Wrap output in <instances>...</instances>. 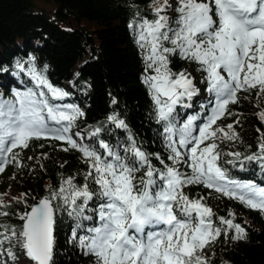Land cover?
Masks as SVG:
<instances>
[{"label":"snow or ice","instance_id":"1","mask_svg":"<svg viewBox=\"0 0 264 264\" xmlns=\"http://www.w3.org/2000/svg\"><path fill=\"white\" fill-rule=\"evenodd\" d=\"M149 11L151 19L137 13L128 27L142 53V83L167 162L160 153L142 150L130 131L127 142L115 146L100 138L101 127L86 135L74 131L85 113L77 105L57 103L70 93L50 82L47 65L38 68L31 55L17 62L32 86L13 88L9 96L0 93V174L8 165L23 168L22 152L39 140L75 151L85 170L61 176L59 186L34 204L27 203L26 194L16 199L25 210L16 213L19 227L0 222V264H20L21 255L29 264H53L56 217L65 212L75 221L70 242L93 256L94 264H211L206 253L219 238H247L233 213L216 217L206 203L213 194L264 215V186L232 178L224 167L243 170L244 162L256 163L264 173V132L257 129L255 152H224L222 143L239 140L234 125L240 121L218 124L233 116L230 105L238 102L239 92L264 98V0H151ZM173 56L195 63L206 85L201 111L183 120L177 109L190 108L200 90L190 73L171 69ZM106 119L128 130L119 114ZM258 119L264 123V109ZM195 185L208 196L190 197L185 190ZM8 207L0 201V218L10 215L2 210Z\"/></svg>","mask_w":264,"mask_h":264},{"label":"trees","instance_id":"2","mask_svg":"<svg viewBox=\"0 0 264 264\" xmlns=\"http://www.w3.org/2000/svg\"><path fill=\"white\" fill-rule=\"evenodd\" d=\"M38 1L0 0V93L9 96L13 88L32 86L29 77L15 65L34 56L38 68L47 65L50 82L70 93L57 103H71L84 111L85 116L77 122L78 128L74 131H83L86 135L90 129L101 127L100 138L114 146L125 144L130 131L142 150L160 153L167 162V153L158 135L160 125L155 122L153 105L142 83V53L128 27L138 19L137 13L152 18L151 0H50L53 5L50 11L37 7ZM168 14L175 19L171 10ZM170 67L177 73H190L200 90L191 101L194 108L177 109L178 118L183 120L187 114H195L200 109V94H206V85L201 82L203 73L195 63L173 56ZM245 95L246 98L240 96L237 103L230 105L233 116L218 122L226 126L237 118L240 121L234 125L239 140L222 143L220 149L224 152L251 154L256 151L257 129L264 132V123L258 119V113L264 109V98H258L255 91ZM113 98L117 100L115 105L111 103ZM113 113L126 121L127 131L107 123V116ZM29 156L33 159L28 160ZM21 159L24 167L17 169L8 165L3 173L8 182L0 183V201L9 206L2 210L10 213L7 218H0V222L17 227L21 221L16 213L25 210V204L16 203L17 198L26 194L27 203L34 204L48 195L50 188L59 186L61 176H73L85 170L78 153L61 151L55 141H33L22 152ZM153 163L160 166L155 160ZM224 167L232 178L264 186V173L256 163L244 162L243 170L227 164ZM77 182L82 183V178L77 177ZM185 191L190 197L208 196V190L198 185ZM206 203L216 217L233 213L235 222L247 230L244 240L219 238L206 253L211 264H264V215L234 200L216 199L215 194ZM74 224L66 212L57 215L53 264H94L93 256L84 255L70 242ZM22 259L26 258L21 255Z\"/></svg>","mask_w":264,"mask_h":264},{"label":"rangeland","instance_id":"3","mask_svg":"<svg viewBox=\"0 0 264 264\" xmlns=\"http://www.w3.org/2000/svg\"><path fill=\"white\" fill-rule=\"evenodd\" d=\"M170 2L171 3H174L175 0H170ZM36 6L37 7H43L46 11H50L51 8H53L52 2L50 0H39L36 3ZM241 97L246 98V95L245 94H242ZM7 182H8L7 176L5 174H1L0 175V183L1 184H4V183H7ZM20 264H28V262H26L25 260L22 259V260H20Z\"/></svg>","mask_w":264,"mask_h":264},{"label":"bare ground","instance_id":"4","mask_svg":"<svg viewBox=\"0 0 264 264\" xmlns=\"http://www.w3.org/2000/svg\"><path fill=\"white\" fill-rule=\"evenodd\" d=\"M27 259H25V261H26Z\"/></svg>","mask_w":264,"mask_h":264},{"label":"water","instance_id":"5","mask_svg":"<svg viewBox=\"0 0 264 264\" xmlns=\"http://www.w3.org/2000/svg\"><path fill=\"white\" fill-rule=\"evenodd\" d=\"M54 234H55V232H54Z\"/></svg>","mask_w":264,"mask_h":264}]
</instances>
